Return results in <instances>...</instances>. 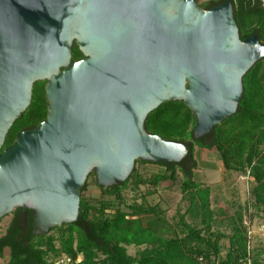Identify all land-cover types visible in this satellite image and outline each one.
<instances>
[{"label":"water","instance_id":"water-1","mask_svg":"<svg viewBox=\"0 0 264 264\" xmlns=\"http://www.w3.org/2000/svg\"><path fill=\"white\" fill-rule=\"evenodd\" d=\"M260 60L264 43L240 40L230 0H0V150L36 82L47 104L0 153V219L30 210L43 236L76 222L90 174L107 188L136 161L181 162L186 146L147 133V116L183 102L202 138L236 112Z\"/></svg>","mask_w":264,"mask_h":264},{"label":"trees","instance_id":"trees-1","mask_svg":"<svg viewBox=\"0 0 264 264\" xmlns=\"http://www.w3.org/2000/svg\"><path fill=\"white\" fill-rule=\"evenodd\" d=\"M222 1L200 6L209 9ZM230 1L240 40L257 36L264 43V7L261 1ZM71 54L74 61L83 57L75 43ZM242 84L243 94L236 112L202 138H194L195 118L183 102H165L145 120L147 133L186 146L188 153L181 162L157 163L165 168V172L153 176L151 184L156 187L167 181L175 182L177 175L181 174V192L190 200L187 212L199 220L200 227L186 223L180 216V235L164 237L163 232L155 227L160 222L159 217L148 223L141 219V216L158 214L156 206L145 209L133 205L128 207L129 212L122 210L119 207L123 202L122 192L130 180L134 179L136 187L143 183L134 168L124 183L107 188L99 186L103 198L93 200L81 196L76 222L49 231H54V234L34 236L31 211L23 219L20 210L15 209L4 234L0 235V258L7 249L9 254L5 264H56L62 256L70 258L71 264H247L248 260L250 264H264L253 259L244 225L245 220L252 223L254 216L262 218L260 223L264 222V60L258 61L246 73ZM44 87L45 81L33 85L31 103L13 123L0 153L14 142L20 131L37 127L45 120ZM195 147L216 151L224 170L253 179L252 203L245 205L244 209L239 208L232 217L225 211L221 213L227 222L225 227L230 230L224 257H221V240L225 236L213 230L210 189L193 179V170L197 167ZM85 189L86 184L81 193ZM242 210L246 212L245 220ZM128 246L145 248L132 257L127 253Z\"/></svg>","mask_w":264,"mask_h":264},{"label":"rangeland","instance_id":"rangeland-1","mask_svg":"<svg viewBox=\"0 0 264 264\" xmlns=\"http://www.w3.org/2000/svg\"><path fill=\"white\" fill-rule=\"evenodd\" d=\"M211 1L220 0H198V4L202 5ZM194 159L197 163V167L193 170L194 181L202 187H209L210 189V209L214 214L213 230L219 231L225 236L221 240L223 246L221 257H224L228 247L230 230L225 227L227 222H225L226 219L223 220L221 213L225 211L226 215L232 217L239 208L244 209L245 205L252 203L253 198L250 194L254 185L253 179L248 175L224 170L219 156L214 150L195 147ZM134 168H136L137 174L143 183L136 187L133 182L134 179L130 180L127 188L122 192L123 202L119 204L122 210L129 212L128 207L133 205L142 206L145 209L156 206L158 214L141 216V219L144 223H148L153 221L156 216L159 217L160 222L155 224V227L160 232H163L164 237H172L175 234L180 235L181 227L178 224L180 216L184 217L186 223L200 227L199 220L193 219L187 212L190 200L188 195L181 192L183 180L181 174L177 175L175 182L167 181L154 187L151 184V179L153 176L165 172L163 166L155 163H137ZM85 184L86 189L81 193V196L93 200L103 198L101 189L96 183V177L93 174L88 176ZM104 198L108 197L104 196ZM245 213L242 210L244 220ZM12 217L11 213L0 219V235L4 234ZM261 219L259 216H254L252 223H250L253 236L250 240L249 248L253 259L264 263V234L258 230ZM54 233V231H51L47 234L51 235ZM144 248V246H128L127 253L135 257ZM8 254L9 251L7 249L4 250L3 258H0V264H5L8 261Z\"/></svg>","mask_w":264,"mask_h":264},{"label":"built area","instance_id":"built-area-1","mask_svg":"<svg viewBox=\"0 0 264 264\" xmlns=\"http://www.w3.org/2000/svg\"><path fill=\"white\" fill-rule=\"evenodd\" d=\"M260 1L262 3V6L264 7V0H260ZM244 225L246 226V230H247L246 231V236H247V239H248V249H250L249 248V243H250V240H251V238L253 236V231L251 230V224H250L249 220H245L244 221ZM258 230L264 234V222L259 224ZM56 264H71V259L66 257V256H62L56 261ZM247 264H250V260H248Z\"/></svg>","mask_w":264,"mask_h":264},{"label":"flooded vegetation","instance_id":"flooded-vegetation-1","mask_svg":"<svg viewBox=\"0 0 264 264\" xmlns=\"http://www.w3.org/2000/svg\"><path fill=\"white\" fill-rule=\"evenodd\" d=\"M13 212H12V215H13ZM20 212L22 214V218L25 219V217H26L27 213L29 212V210L22 209V210H20ZM31 218H32V212H31ZM32 223H33V219H32Z\"/></svg>","mask_w":264,"mask_h":264}]
</instances>
